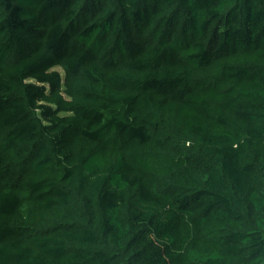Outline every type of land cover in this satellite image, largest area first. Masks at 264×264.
Wrapping results in <instances>:
<instances>
[{"label":"trees","instance_id":"16d2710c","mask_svg":"<svg viewBox=\"0 0 264 264\" xmlns=\"http://www.w3.org/2000/svg\"><path fill=\"white\" fill-rule=\"evenodd\" d=\"M0 264H264V0H0Z\"/></svg>","mask_w":264,"mask_h":264}]
</instances>
